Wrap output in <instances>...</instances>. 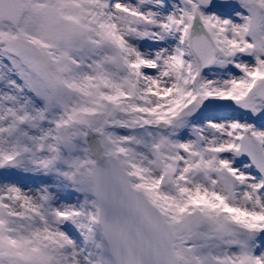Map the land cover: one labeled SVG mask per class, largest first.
Here are the masks:
<instances>
[{
    "label": "snow or ice",
    "instance_id": "6c2138e0",
    "mask_svg": "<svg viewBox=\"0 0 264 264\" xmlns=\"http://www.w3.org/2000/svg\"><path fill=\"white\" fill-rule=\"evenodd\" d=\"M0 264H264V0H0Z\"/></svg>",
    "mask_w": 264,
    "mask_h": 264
}]
</instances>
